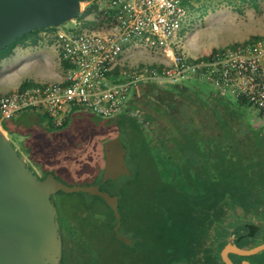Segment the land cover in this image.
<instances>
[{
	"label": "rangeland",
	"instance_id": "rangeland-1",
	"mask_svg": "<svg viewBox=\"0 0 264 264\" xmlns=\"http://www.w3.org/2000/svg\"><path fill=\"white\" fill-rule=\"evenodd\" d=\"M191 8V16L184 30L185 50L190 55H207L217 47L264 34V0H197ZM82 15L83 11L76 18L81 20ZM66 23L68 22L63 24ZM56 28L57 26H53L50 30ZM226 30H230L231 34L226 33ZM42 34L41 29L35 30L21 37L13 48L10 46L0 51V94L24 83L32 85L39 81L61 79L54 78L50 70L51 65L57 63L59 70L62 74L64 73L58 49L54 48L55 40L48 36L44 37ZM51 54L55 61H51ZM127 55L132 60H145L151 63L164 59L163 53L147 50H132ZM202 85L204 88H212L207 82H203ZM201 93L203 97L211 98L213 91L206 89ZM226 98L230 101V105L238 107L237 124H240L241 132L249 129L251 124L255 128L259 127L256 133L264 148V124L256 116L254 108L240 103L232 94ZM132 105L134 109L132 113L121 114L117 119L104 118L93 112L77 109L66 128L39 130L37 140L42 145L37 149L36 157L39 159L42 153H51L54 156L53 159H56L58 171L60 170V179L67 184L88 185L97 182L102 179L104 171L105 142L120 136L129 145V140L125 136L126 128L136 130L143 127L144 122H140L139 117L136 116L138 112L142 115L144 113L136 102ZM153 125L151 123L147 133L151 135L152 144H160L157 135L159 129ZM6 132L20 149L19 139ZM166 153V150L154 147L150 158L130 147L128 164L134 172V179L131 181L126 176L120 177L116 183L117 187L112 188L117 194L123 196L124 218L131 216L132 220L135 219L136 223L133 224L135 227L142 228L148 223L151 204H146L144 201L146 198H151L153 181L157 184L160 180L179 184L177 174L173 172L177 165L173 163V158L165 156ZM22 154L28 163L34 166L37 173L43 175L41 167L25 152ZM200 156L202 159L205 158ZM193 162L190 160L187 165L190 166ZM189 166L185 168V176L189 172ZM188 175L186 177H189ZM185 187L188 190L189 186ZM49 198L55 202L59 217L66 225V231H68L67 226L70 227V233L66 235L62 264H121L124 256L134 255L114 238L109 225L113 221V216L106 202L89 193H67L62 190L57 194H51ZM91 206L95 208L92 210L89 208ZM87 215L95 221L86 220L84 216ZM231 221V218H227L224 222L228 226L227 232L234 228L235 223ZM260 223L264 224L263 217ZM67 236L71 242H68ZM262 242H264L263 239ZM135 256L137 255L133 257ZM259 258H264V251L257 256V259Z\"/></svg>",
	"mask_w": 264,
	"mask_h": 264
},
{
	"label": "built area",
	"instance_id": "built-area-1",
	"mask_svg": "<svg viewBox=\"0 0 264 264\" xmlns=\"http://www.w3.org/2000/svg\"><path fill=\"white\" fill-rule=\"evenodd\" d=\"M196 1L81 0V20L42 30L55 40L62 78L0 94V126L28 111L41 115L47 129L66 126L77 109L115 118L130 111L140 85L188 79L245 101L264 122V34L190 55L184 30ZM132 50L163 53L164 59L135 61L127 55Z\"/></svg>",
	"mask_w": 264,
	"mask_h": 264
},
{
	"label": "trees",
	"instance_id": "trees-1",
	"mask_svg": "<svg viewBox=\"0 0 264 264\" xmlns=\"http://www.w3.org/2000/svg\"><path fill=\"white\" fill-rule=\"evenodd\" d=\"M19 39L10 45L11 48L17 44ZM25 85L28 83L22 86ZM241 102L247 104L243 100ZM218 104L219 107H214L219 121L217 137L219 139L225 136L231 140L236 150L231 155L227 151L221 156V160L213 156L207 157L205 153L202 154L199 143L204 142L207 135L201 132L199 125L205 126L207 123H212V112L210 114L204 106L198 109L202 113V122L199 117L200 112L195 110L190 117L192 121H188V125L177 127L179 131L172 129L169 133L171 138L176 139L177 136L182 135V141L179 142L181 144L173 146L174 153L182 154L184 159L194 161L192 163L195 164L193 165L194 170L191 172L188 169L190 175L187 173L189 177H186L187 175L182 174V170L179 169L176 176L179 184L164 180L158 181L157 184L153 181L151 198H146L144 201L146 204H151L148 223L142 228L135 227L133 225L136 223L135 219L132 220L131 216L124 218L125 225L121 228V232L132 236L133 244H126L116 237L113 226L117 219L110 208L113 221L109 225L114 238L122 243L128 249L127 251L137 255L135 257L134 255L124 256L121 264H225L220 253L225 246L222 237L227 234L226 227L223 221L219 220L221 224L217 236L214 233L215 227L208 220L212 214L225 215L226 209L234 204L251 210H257L263 205L264 195L261 191L264 189V148L260 144L256 129L250 131L246 129L245 134L242 135L243 138L240 137V124H238V130L235 131V127L229 120L223 123L219 119L218 115L223 113L222 105L225 107L226 104L221 102ZM68 125L61 128H66ZM3 127L19 139L20 153L25 152L41 167L42 178L50 172H54L59 177L60 170L58 171L55 164L56 159H53L54 156L51 153H42L39 159L36 157V151L42 145L37 140L39 130L47 129L42 124L41 115L28 111L16 118L5 120ZM241 138L246 144L241 143ZM244 144L247 145L245 150H243ZM200 155L205 158L202 159ZM30 166L37 173L31 163ZM219 171H221L220 179L218 178ZM129 180L133 181L132 178ZM100 181L101 179L95 183ZM186 185L189 186L188 190ZM114 187H117V184L111 180L102 184V188L109 192ZM95 197L103 200L99 196ZM89 208L93 210L95 207ZM84 217L89 222L95 221L89 215ZM61 224L65 248L66 235L70 233V227L67 226L68 231H66V225L62 223V220ZM245 227L243 225L239 232ZM134 231H136L135 234H133ZM246 231L248 232L249 229L246 228ZM68 242H71L69 237ZM62 262L63 257L59 264Z\"/></svg>",
	"mask_w": 264,
	"mask_h": 264
},
{
	"label": "water",
	"instance_id": "water-1",
	"mask_svg": "<svg viewBox=\"0 0 264 264\" xmlns=\"http://www.w3.org/2000/svg\"><path fill=\"white\" fill-rule=\"evenodd\" d=\"M81 6V0H0V51L35 30L59 26L77 17ZM127 153L128 147L120 136L107 140L101 181L70 185L54 172L44 178L36 173L0 126V264L60 263L64 249L62 225L57 206L49 198L60 190L101 197L117 219L113 226L116 237L133 244L134 238L121 232L119 195L102 188L109 180L115 182L123 174H132L126 162ZM263 250L264 242L243 248L231 239L221 255L226 264H236L231 253L252 255ZM239 264L253 263L245 259Z\"/></svg>",
	"mask_w": 264,
	"mask_h": 264
},
{
	"label": "flooded vegetation",
	"instance_id": "flooded-vegetation-1",
	"mask_svg": "<svg viewBox=\"0 0 264 264\" xmlns=\"http://www.w3.org/2000/svg\"><path fill=\"white\" fill-rule=\"evenodd\" d=\"M202 83L203 81L197 80V79L194 81H190V82L185 81V82L177 83V84L146 83V84L140 85L139 87L135 89L133 93V98L130 103V111L123 112L122 114L127 113V112L132 113V111H134L132 103L136 102L144 113V115H142L138 112V116L136 117H139V119L138 118L137 119L142 123L144 122V124H142L143 127H140V128L137 127L138 129L136 130L130 129L129 127H127L125 130V136L129 140L128 141L129 145L126 142H124L123 139L122 140L128 147V153L126 156L127 164H128V158L130 156L129 155L130 147L133 150H139L140 153L150 158H151L152 148L159 147L160 149L166 150L167 153L165 156H170L171 158H173L174 160L173 163L177 165V167L173 170V172L178 174V170L181 169L182 174H184L185 168H188L189 166L187 165L189 164L188 160L186 161V159H184L181 156L182 154L178 155L177 153H174L173 151V146H175L174 144H181L179 142L182 141V135H179L177 136L176 139H174V137L171 138L169 133H171L172 129L174 131H179L177 129V127L179 126L188 125L189 124L188 121H192V118L190 117L191 115H193V112L195 113V110L198 111V109L201 108L202 106L207 107V111L210 114L212 112L211 114L212 123H207L205 126L199 125L201 132L202 133L205 132V135H207V138L204 142H206L205 150L208 151V153H205V154L207 157L211 156L212 150L209 149V145H212L214 140L218 139L217 136H218V125H219V121H218L216 112L214 111V107H217L219 105L218 103L220 102L223 104L227 101H226L225 95L217 91L216 89H213V87L210 88L213 91L211 98L203 97L201 90H200ZM238 100L240 103H242L240 99ZM224 109L225 107L222 105L221 110H224ZM231 110L233 111V113L230 114L229 122L235 127V131H237L238 124H239V123L237 124L238 122L237 111L239 110H238V107L236 106H230L225 111L227 113H230ZM198 112H200L199 117L202 122L203 118H202L201 110H199ZM257 117L259 118V116ZM151 123L154 124L153 125L154 127L156 126L159 129L157 132V135L159 136L160 144L153 145L151 141V135L147 133V129L149 127L151 128ZM250 130L251 128H249V131ZM258 130L259 129H256V131ZM239 132H240L239 136L242 137V135L245 134L246 130L245 131L243 130L241 132L239 129ZM241 143H245L243 139L241 140ZM245 144L243 146V150H245V148L247 147V145ZM128 166L130 167L129 164ZM189 167H190L191 172H193L194 166L192 163ZM130 169L132 171L131 175L123 174L120 177L126 176L128 177L127 179L129 178L134 179V172L131 167ZM138 173L139 172H137V174ZM117 180L115 181L116 183H117ZM111 192L117 194V192L114 190H112ZM261 192L264 195V189ZM118 195H119V201H120V208L122 211L123 196H121L120 194ZM260 209H262L263 211L259 215L264 218V203L262 205V208ZM208 222H211L212 226L215 227L214 233L218 236L219 234L218 233V230H219L218 216L215 214H212ZM245 223L246 222L244 221L238 222V224L230 232H227V234L222 237V242L225 243L224 245H226L231 239L237 240L238 245L243 248H251L257 244L262 243V239L264 240V224L262 225L261 223H258L256 227H258L259 229L254 234H253V227L248 228L249 233L246 231V229H243L242 234H239V226H243ZM124 225H125V220H124V215H123L122 228L124 227ZM259 234H262V236L261 235L259 236ZM228 236H229V239L227 240ZM261 252L262 251L256 254H252V255H241L237 252H233L231 253V257L234 263L236 264H239L245 259L251 261L253 264H264V258L257 259V256ZM220 256L222 258L221 253H220Z\"/></svg>",
	"mask_w": 264,
	"mask_h": 264
},
{
	"label": "crops",
	"instance_id": "crops-1",
	"mask_svg": "<svg viewBox=\"0 0 264 264\" xmlns=\"http://www.w3.org/2000/svg\"><path fill=\"white\" fill-rule=\"evenodd\" d=\"M37 59H38V57H37ZM36 59V60H37ZM51 61H55V59H53L52 58V54H51ZM35 62V61H34ZM50 70L53 72V74H54V78H62V72L59 70V66H58V64L57 63H53L52 65H51V68H50ZM54 70V71H53ZM56 72V73H55ZM53 80H55V79H53ZM194 80H196V79H188V80H186V82H190V81H194ZM18 87V86H17ZM206 89H210L209 87H203V85L201 86V88H200V90H201V92H203V91H205ZM214 89V88H213ZM211 91H212V89H210ZM226 97V96H225ZM226 101L227 102H225V104H226V106H225V109L224 110H222V114H219L218 116H219V119L221 120V121H223V123L224 122H227L228 120H229V118H230V114H232L233 113V111L231 110L230 111V113H227L225 110H227L230 106H232V105H230L231 103H230V101H228L227 100V98H226ZM239 101V100H238ZM255 114H256V112H255ZM224 115L226 116L225 118H224ZM120 116V115H119ZM118 116V117H119ZM118 117H115L116 119L118 118ZM70 124V123H69ZM251 124V123H250ZM250 128H251V130L252 129H258L259 127H257V128H255L252 124L250 125ZM153 145H157L156 143L155 144H153ZM199 146H200V149H201V152H202V154H204V153H208V151H206L205 149H206V142H200L199 143ZM209 149H211L212 150V153H211V156H213V157H217L218 158V160H221V156L224 154V153H226L227 151H228V153L231 155L232 154V152L233 151H235L236 150V147H235V145H234V143L231 141V140H229V139H227L225 136H222V137H220L219 139H216V140H214V142H213V144L212 145H209ZM221 169H222V167H220ZM220 169V170H221ZM220 172L221 171H219V175H218V178L220 179ZM260 208H262V206H260L259 207V209H257V210H251V209H248V208H246V207H243V206H241V205H239V204H234V205H232V206H229L227 209H226V213H225V215L223 214H219L218 216H219V220H222L223 221V225H224V227H227L228 228V226L226 225V223H224V222H226V220H227V218L229 219V218H231L232 219V221L231 222H233V223H235V224H233V227H235L237 224H238V222H242V221H244V222H246L244 225L246 226L245 227V229L246 228H250V227H253V234L259 229L258 227H256V225L258 224V223H260L261 222V219H262V217L259 215V214H261L262 213V209H260ZM245 218H246V220H245ZM261 218V219H260ZM221 223L219 222V225H220ZM263 225V224H262ZM242 226H239V229L241 228ZM242 231H243V229H242ZM242 231L240 230V232H239V234H242ZM230 232V231H229ZM262 236V234H259V236ZM227 238H229V236L227 237Z\"/></svg>",
	"mask_w": 264,
	"mask_h": 264
},
{
	"label": "bare ground",
	"instance_id": "bare-ground-1",
	"mask_svg": "<svg viewBox=\"0 0 264 264\" xmlns=\"http://www.w3.org/2000/svg\"><path fill=\"white\" fill-rule=\"evenodd\" d=\"M229 22H230V21H229ZM228 24H229V23H228ZM229 31H230V30H229ZM229 31H227V30H226V33H228V34H229V33H230ZM232 31H233V29H232ZM234 31H235V29H234ZM230 34H231V33H230Z\"/></svg>",
	"mask_w": 264,
	"mask_h": 264
}]
</instances>
